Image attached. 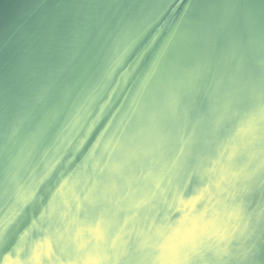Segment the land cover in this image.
Segmentation results:
<instances>
[{
	"label": "water",
	"instance_id": "water-1",
	"mask_svg": "<svg viewBox=\"0 0 264 264\" xmlns=\"http://www.w3.org/2000/svg\"><path fill=\"white\" fill-rule=\"evenodd\" d=\"M264 264V0H0V264Z\"/></svg>",
	"mask_w": 264,
	"mask_h": 264
},
{
	"label": "clouds",
	"instance_id": "clouds-1",
	"mask_svg": "<svg viewBox=\"0 0 264 264\" xmlns=\"http://www.w3.org/2000/svg\"><path fill=\"white\" fill-rule=\"evenodd\" d=\"M16 264H19V261H17Z\"/></svg>",
	"mask_w": 264,
	"mask_h": 264
}]
</instances>
